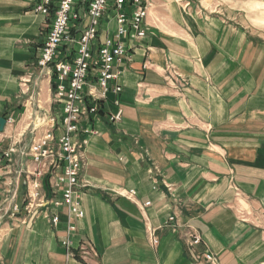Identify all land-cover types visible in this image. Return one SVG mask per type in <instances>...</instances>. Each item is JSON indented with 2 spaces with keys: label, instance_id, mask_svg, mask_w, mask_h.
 <instances>
[{
  "label": "crops",
  "instance_id": "crops-1",
  "mask_svg": "<svg viewBox=\"0 0 264 264\" xmlns=\"http://www.w3.org/2000/svg\"><path fill=\"white\" fill-rule=\"evenodd\" d=\"M37 3L0 0V149H17L0 159V264H264V29L216 0H152L145 38L127 41L118 66L121 120H109V93L80 123L77 219L55 204L61 168L26 153L61 133L49 120L61 111L52 68L37 63L52 17Z\"/></svg>",
  "mask_w": 264,
  "mask_h": 264
},
{
  "label": "built area",
  "instance_id": "built-area-1",
  "mask_svg": "<svg viewBox=\"0 0 264 264\" xmlns=\"http://www.w3.org/2000/svg\"><path fill=\"white\" fill-rule=\"evenodd\" d=\"M151 3L152 0H38L35 8V12L52 17L37 63L44 70L52 68L53 95L61 105V111L59 118L49 120L61 130V134L55 140L48 132L30 146L29 152L35 162H47L61 168V181L66 186L60 202L55 204L67 208L74 218L84 216L77 194L79 173L83 169V142L77 139L80 123L90 115L98 116L100 101H105L109 93L114 95V104L119 107L122 88L118 84L121 74L118 66L127 56V41L139 42L145 38L144 24ZM107 12L112 13L116 28L113 34L99 41L100 26ZM62 47L71 50V59H60ZM167 71L170 81L183 86L184 81L174 68ZM121 115L119 108L110 119L119 120ZM12 152V149L8 152L0 150V159H9ZM28 208L27 205L25 209ZM13 212H18L17 206L13 207ZM52 221L56 223L58 217L53 216ZM73 230L74 227L69 226L68 231ZM199 242L200 238L194 236L189 247ZM153 243L157 241L153 240ZM63 245L72 254L71 241L65 239ZM78 251L84 259L90 254L85 243L80 244ZM206 259L214 261L212 255H207Z\"/></svg>",
  "mask_w": 264,
  "mask_h": 264
},
{
  "label": "rangeland",
  "instance_id": "rangeland-1",
  "mask_svg": "<svg viewBox=\"0 0 264 264\" xmlns=\"http://www.w3.org/2000/svg\"><path fill=\"white\" fill-rule=\"evenodd\" d=\"M216 1H219L223 6H224V8H226V9H228V10H230L231 12H233V13H240V14H243V15H246L247 17H248V19H249V21H250V23L251 24H254V25H256V26H258V27H260V28H263L264 29V0H216ZM144 29H145V32H146V28L144 27ZM175 70V72L178 74V76H181V75H179V73H178V71L176 70V69H174ZM169 73H168V71H167V75H168ZM167 81L168 82H172V81H170L169 79H167ZM173 83V82H172ZM180 86H182V85H180ZM53 91H54V89H53ZM54 93V92H53ZM103 102L104 101H100V104H99V110H98V112H97V115L99 116V114L103 111ZM120 107H118V109H119ZM121 109V108H120ZM60 116V115H59ZM93 116V115H92ZM98 116L97 117H95V116H93L94 118H98ZM59 118V117H58ZM121 118H122V115H121ZM121 118L119 119V120H116V121H111V119H110V117H109V120H110V122L111 123H116V122H118V121H120L121 120ZM55 128H58L57 126L55 127ZM61 132V131H60ZM92 133H94V131H91ZM92 133H90V132H88V135L89 134H92ZM52 134H53V132H52ZM61 134V133H60ZM54 136V135H53ZM78 136H79V134H78ZM54 138H55V136H54ZM57 138H55V140H56ZM77 139H78V137H77ZM79 140V139H78ZM80 142H83V147H82V160H83V157H84V146H85V141L86 140H79ZM30 148V147H29ZM29 148H28V150H27V154H29V155H31L30 154V152H29ZM13 150V152L10 154V157H9V159H7V158H5V159H7V160H11V158H12V156L15 154V153H17V149L16 148H14V147H11V148H8V149H6V150H4V151H6V152H8L9 150ZM1 150V149H0ZM1 151H3V150H1ZM3 151V152H4ZM23 153V152H22ZM24 154V153H23ZM1 159H3V158H1ZM41 163H43V162H41ZM81 172V171H80ZM80 174V173H79ZM80 185V184H79ZM66 186V185H65ZM65 186H64V188H65ZM64 190V189H63ZM63 190H62V192H63ZM134 195V194H133ZM132 195V196H133ZM62 197V196H61ZM69 213V212H68ZM56 216V215H55ZM52 219H53V217H52ZM175 219L173 218V220H171L170 218H169V222H173ZM52 221V220H51ZM53 222V221H52ZM200 243V242H199ZM207 255H211V254H207ZM206 255V256H207ZM207 260V259H206Z\"/></svg>",
  "mask_w": 264,
  "mask_h": 264
},
{
  "label": "water",
  "instance_id": "water-1",
  "mask_svg": "<svg viewBox=\"0 0 264 264\" xmlns=\"http://www.w3.org/2000/svg\"><path fill=\"white\" fill-rule=\"evenodd\" d=\"M5 123H6V120L4 118L0 117V131L3 130Z\"/></svg>",
  "mask_w": 264,
  "mask_h": 264
},
{
  "label": "trees",
  "instance_id": "trees-1",
  "mask_svg": "<svg viewBox=\"0 0 264 264\" xmlns=\"http://www.w3.org/2000/svg\"><path fill=\"white\" fill-rule=\"evenodd\" d=\"M54 87H55V85H54V83H53V81H52V88L54 89Z\"/></svg>",
  "mask_w": 264,
  "mask_h": 264
}]
</instances>
